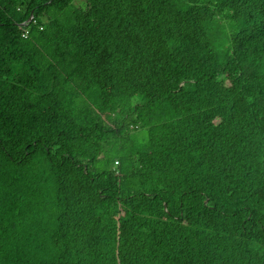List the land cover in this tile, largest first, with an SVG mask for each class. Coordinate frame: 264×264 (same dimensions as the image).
<instances>
[{
  "label": "trees",
  "instance_id": "16d2710c",
  "mask_svg": "<svg viewBox=\"0 0 264 264\" xmlns=\"http://www.w3.org/2000/svg\"><path fill=\"white\" fill-rule=\"evenodd\" d=\"M0 264H264V0H0Z\"/></svg>",
  "mask_w": 264,
  "mask_h": 264
},
{
  "label": "clouds",
  "instance_id": "9594fccd",
  "mask_svg": "<svg viewBox=\"0 0 264 264\" xmlns=\"http://www.w3.org/2000/svg\"><path fill=\"white\" fill-rule=\"evenodd\" d=\"M117 161H115V164H118V163H116Z\"/></svg>",
  "mask_w": 264,
  "mask_h": 264
},
{
  "label": "built area",
  "instance_id": "2783aa9c",
  "mask_svg": "<svg viewBox=\"0 0 264 264\" xmlns=\"http://www.w3.org/2000/svg\"><path fill=\"white\" fill-rule=\"evenodd\" d=\"M117 163V162H116Z\"/></svg>",
  "mask_w": 264,
  "mask_h": 264
}]
</instances>
